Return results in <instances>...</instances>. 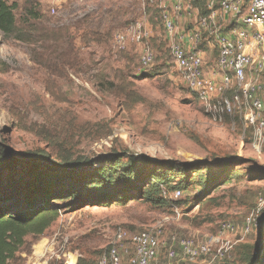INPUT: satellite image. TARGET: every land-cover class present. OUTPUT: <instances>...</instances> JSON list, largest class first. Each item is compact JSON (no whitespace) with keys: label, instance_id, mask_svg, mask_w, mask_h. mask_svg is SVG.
I'll return each instance as SVG.
<instances>
[{"label":"rangeland","instance_id":"374dc122","mask_svg":"<svg viewBox=\"0 0 264 264\" xmlns=\"http://www.w3.org/2000/svg\"><path fill=\"white\" fill-rule=\"evenodd\" d=\"M6 1L16 5L18 27L20 22L27 33L19 39L0 30V143L25 163L17 167V178L27 186L31 165L39 163L69 172L60 179L76 183L100 165L115 162L123 172L133 157L141 177L146 176L141 188L113 184L111 191L123 195L121 201H55L60 217L30 251L20 253L19 264L26 260L23 253L35 256L38 245L47 242L48 264H64L69 254L76 256V264H98L119 227L136 232L174 215L177 208L179 216L166 225L168 234L211 233L225 220L240 227L260 206L264 143L256 151L252 130L238 115L221 120L190 91L165 58L170 49L164 23L150 21V44L157 53L152 69L142 68L132 41L125 50L115 47L116 33L131 21H143L150 7L162 15V0H61L59 7L57 0H35L42 16L30 24L23 13L30 0ZM83 31L97 32L102 39L87 43ZM212 42L209 38L201 45L208 56ZM123 52L131 61L119 57ZM165 65L169 69L155 75ZM154 172L168 177L175 188L159 184L162 192L149 199ZM95 189L105 191L102 184ZM176 190L181 191L178 197ZM14 191H0V201L11 206ZM261 208L264 212V204ZM236 238L227 257L211 264H250L244 253L248 247L256 253L264 231Z\"/></svg>","mask_w":264,"mask_h":264},{"label":"built area","instance_id":"2783aa9c","mask_svg":"<svg viewBox=\"0 0 264 264\" xmlns=\"http://www.w3.org/2000/svg\"><path fill=\"white\" fill-rule=\"evenodd\" d=\"M60 2L57 0L58 7ZM196 3L161 1L165 35L176 68L208 111L221 120L238 115L252 130L253 148L260 152L264 143V0H206L209 13L205 16H201ZM192 18H196L194 26H181L182 21ZM153 36L149 23L136 21L118 31L114 43L119 50L127 49L128 41L135 43L142 68L149 70L157 58L150 44ZM209 38L213 39L210 56L201 48ZM180 195L181 191L176 190L175 196ZM263 202L259 197L260 206L246 216L240 227L225 220L211 233L168 234L166 225L179 216L177 208L173 209L174 215H164L136 232L119 227L98 264H211L223 260L239 240L235 235L241 239L260 230ZM55 243L53 238L51 244ZM48 244L35 256L23 253L24 264H48ZM64 264H73L69 255Z\"/></svg>","mask_w":264,"mask_h":264},{"label":"trees","instance_id":"16d2710c","mask_svg":"<svg viewBox=\"0 0 264 264\" xmlns=\"http://www.w3.org/2000/svg\"><path fill=\"white\" fill-rule=\"evenodd\" d=\"M196 5L200 7L201 16L209 13L206 9V0L196 3ZM15 10L16 5L9 4L6 0H0V30L7 36H17L18 34L19 39H24L27 33L21 29L20 22L18 27ZM158 11V8L150 7L143 22L164 23L163 13L161 15ZM23 13L28 18L27 24H30L32 19L39 20L42 16L40 5L35 0H30L29 4L24 6ZM81 37L87 43L102 39L100 34L93 31H83ZM119 55L121 59L131 61L127 57V52L119 53ZM165 58L171 62L172 66H176L171 54L165 55ZM127 66L130 67V64ZM168 69V65L161 66L157 68L158 71L156 70L155 75L164 74ZM119 71L117 69L115 72ZM131 160L132 164L123 172L117 170L115 162L109 165H100L92 170L90 177L77 180L76 183H73L74 181L70 177L60 179L64 176H71L69 172L36 163L31 165L30 181L27 186H24L22 177L17 178L16 172L17 167L25 166V163L16 161L13 155L6 152L0 143V191L15 189L11 206L0 201V264H19L23 260L20 253L26 250L30 251L39 237L60 217L61 211L55 201L67 203L79 200L87 204L107 203L111 200L117 202L123 199V195H118L117 190L111 191L112 185L116 182L122 181L123 188L136 185L141 188L146 176L141 177L142 170L138 171L137 159L133 157ZM146 163L156 164L153 160H146ZM183 167L189 169V166ZM192 169L195 168L192 167ZM24 176L27 175L24 174ZM151 178L153 182H149L150 186L146 191V196L149 199L162 192L159 184L170 185L168 177L161 173H151ZM100 184L105 189L103 193H99L95 189ZM170 187L175 188L171 185ZM28 236H32L34 241H28ZM246 252L244 253L245 260L250 264H255L258 254L252 253L251 247H248Z\"/></svg>","mask_w":264,"mask_h":264},{"label":"water","instance_id":"95a60500","mask_svg":"<svg viewBox=\"0 0 264 264\" xmlns=\"http://www.w3.org/2000/svg\"><path fill=\"white\" fill-rule=\"evenodd\" d=\"M260 229H263L264 231V214L262 217V225ZM256 253L258 254V258L255 264H264V244L262 246L260 245V248L257 249Z\"/></svg>","mask_w":264,"mask_h":264},{"label":"crops","instance_id":"0c3cea01","mask_svg":"<svg viewBox=\"0 0 264 264\" xmlns=\"http://www.w3.org/2000/svg\"><path fill=\"white\" fill-rule=\"evenodd\" d=\"M169 5H170V7H171L172 3H169ZM199 8H200V7H199ZM200 12H201V10H200ZM195 22H196V18H192V19L184 20V21H182V23H180V24H181V26H183V27L189 28V27L194 26ZM182 24H183V25H182Z\"/></svg>","mask_w":264,"mask_h":264},{"label":"bare ground","instance_id":"6f19581e","mask_svg":"<svg viewBox=\"0 0 264 264\" xmlns=\"http://www.w3.org/2000/svg\"><path fill=\"white\" fill-rule=\"evenodd\" d=\"M44 246H45V243H44V245L43 244H40V245H38V248L39 249H37L39 252H41L42 250H43V248H44ZM76 256H74V255H72V254H69V260H70V262L71 263H75L77 260H76V258H75Z\"/></svg>","mask_w":264,"mask_h":264}]
</instances>
